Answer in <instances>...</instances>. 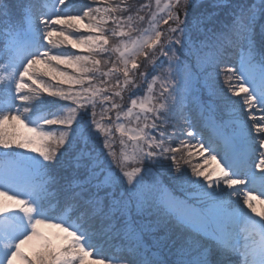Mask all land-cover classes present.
Returning <instances> with one entry per match:
<instances>
[{"label":"snow or ice","instance_id":"6c2138e0","mask_svg":"<svg viewBox=\"0 0 264 264\" xmlns=\"http://www.w3.org/2000/svg\"><path fill=\"white\" fill-rule=\"evenodd\" d=\"M67 2L0 0V264H264V0Z\"/></svg>","mask_w":264,"mask_h":264},{"label":"trees","instance_id":"16d2710c","mask_svg":"<svg viewBox=\"0 0 264 264\" xmlns=\"http://www.w3.org/2000/svg\"><path fill=\"white\" fill-rule=\"evenodd\" d=\"M229 0H225L226 3H231V4H236L241 2V0H231L232 2H228ZM49 7H51V5L53 4V0H47ZM87 0H73L72 3H66V5L62 8H67L69 13H72V15L75 14H79V12L77 11L78 8H80L84 3H86ZM140 3H144L145 0H139ZM193 115V122L196 123L198 126L202 125L204 123V121L201 119V117L199 116L198 110H193L192 112ZM226 118V116H225ZM183 124V121L181 120L180 123L177 125V132L180 131V127ZM171 131V129H170ZM208 132L205 133V136L207 137ZM179 139H188L186 135H180L178 136V140ZM194 143V141H192ZM195 162H202V160L200 158H194ZM176 195H180L179 192L175 193ZM112 253V249L105 247V254H111Z\"/></svg>","mask_w":264,"mask_h":264},{"label":"rangeland","instance_id":"374dc122","mask_svg":"<svg viewBox=\"0 0 264 264\" xmlns=\"http://www.w3.org/2000/svg\"><path fill=\"white\" fill-rule=\"evenodd\" d=\"M73 2V0H69V2L68 3H72ZM145 2H146V0H145ZM228 2H232L231 0H229ZM153 4H154V0H153ZM52 6V5H51ZM65 6V5H64ZM64 6H60V5H57L56 6V10H60V9H63L62 7H64ZM94 7L95 6H97V5H93ZM69 14H72V13H69ZM226 118H227V116H226ZM207 154H205V156H206ZM255 195H259L260 193H259V191H256L255 193H254ZM257 207H260V205H259V202H257Z\"/></svg>","mask_w":264,"mask_h":264}]
</instances>
